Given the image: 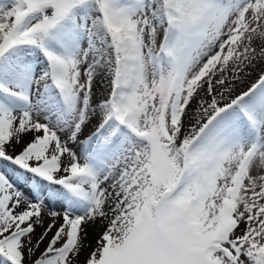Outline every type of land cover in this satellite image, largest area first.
<instances>
[{"label":"snow or ice","instance_id":"6c2138e0","mask_svg":"<svg viewBox=\"0 0 264 264\" xmlns=\"http://www.w3.org/2000/svg\"><path fill=\"white\" fill-rule=\"evenodd\" d=\"M0 264H264V0H0Z\"/></svg>","mask_w":264,"mask_h":264},{"label":"rangeland","instance_id":"374dc122","mask_svg":"<svg viewBox=\"0 0 264 264\" xmlns=\"http://www.w3.org/2000/svg\"><path fill=\"white\" fill-rule=\"evenodd\" d=\"M256 78H257V73H253L251 76L246 78L243 81V83H240L238 85L237 91L239 92V91L247 90V88L250 86L251 83H253L256 80ZM109 90L110 89L106 83L101 84L99 81H97L96 84L94 85V92L96 93L97 98H100L102 96L106 97L108 95ZM89 131L90 130H86L85 134H89ZM86 228L89 233L88 241L92 246H94L98 234L102 231V226L99 224L87 225ZM40 231L41 229L37 228V234ZM42 248H43V245H41V249ZM88 251H91V248H89ZM81 259H83V257H81Z\"/></svg>","mask_w":264,"mask_h":264},{"label":"bare ground","instance_id":"6f19581e","mask_svg":"<svg viewBox=\"0 0 264 264\" xmlns=\"http://www.w3.org/2000/svg\"><path fill=\"white\" fill-rule=\"evenodd\" d=\"M17 150H19V149H17Z\"/></svg>","mask_w":264,"mask_h":264}]
</instances>
